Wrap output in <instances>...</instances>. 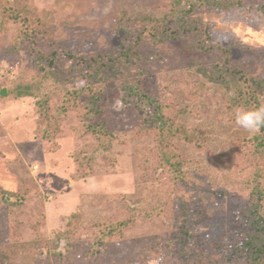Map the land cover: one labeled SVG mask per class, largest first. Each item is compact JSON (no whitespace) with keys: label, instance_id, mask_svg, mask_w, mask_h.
Returning a JSON list of instances; mask_svg holds the SVG:
<instances>
[{"label":"rangeland","instance_id":"obj_1","mask_svg":"<svg viewBox=\"0 0 264 264\" xmlns=\"http://www.w3.org/2000/svg\"><path fill=\"white\" fill-rule=\"evenodd\" d=\"M243 2L249 10L192 13L208 24L217 45L199 54L188 52L196 41L189 35L158 45L145 39L142 14L162 17L168 0H0V264H132L147 242L162 238L171 247L146 264H243L229 262L228 249L255 232L246 216L264 182V146H256L259 139L264 143V131L236 125L227 111L230 92L193 66L221 63L228 48L233 64L264 76V12L257 7L264 0ZM128 33L141 36V91L171 104L167 114L175 125L197 131L196 139L169 141L202 194L191 207L195 223L187 240L178 230L179 215L166 212L177 180L161 160L158 130L143 131L149 117L143 105L122 101L130 73L95 82L97 107L87 118V91L57 115L86 84L80 59L115 55ZM258 101L264 105V88ZM39 103L53 131L43 138ZM83 123L111 133L109 148L94 149L96 136L81 133ZM116 221L126 227L120 230ZM183 241L187 262L178 249ZM258 260L249 264H262Z\"/></svg>","mask_w":264,"mask_h":264},{"label":"trees","instance_id":"obj_2","mask_svg":"<svg viewBox=\"0 0 264 264\" xmlns=\"http://www.w3.org/2000/svg\"><path fill=\"white\" fill-rule=\"evenodd\" d=\"M170 2L169 10H166L162 17L158 16L157 13L144 12L143 15V32L147 37L149 42L158 45L167 40H175L182 35H189L196 41L190 47V53L205 54L208 51L217 48L216 43H213L212 36L209 31L208 24L203 23L199 19L190 18L192 13L195 11H200L201 9L218 10L220 12H226L229 9H239L243 8L249 10V6L245 5L243 0H168ZM182 5L181 7H178ZM264 12V3L257 6ZM173 18L175 23L169 25L164 24L165 20ZM141 42V36L139 34L128 35L124 38L122 47L120 51L113 56H107L104 59V55L88 56L87 58H81V63H85L84 73H82L83 78H85L86 84L81 87L78 91L71 93V98L61 105L58 111V116L61 113H65L70 107L75 106L78 103V99L83 94L84 91L88 92L85 104V115H89L91 109L97 107V95L95 94L96 89L95 82H101L109 77L120 79L119 76L125 77L129 74L131 77L126 80L125 85H123L124 95L122 96V101L124 103H134L137 106L141 104L144 110L149 114V117L144 119V124H142L143 131L152 132L154 129L158 130L160 136V147L165 148L162 150L161 160L164 166L171 168V172L174 173L176 177V185L172 188L171 196L167 199V211H175L179 215L178 230L180 231L181 237L184 240L191 237L189 229L191 228V223H195L191 219V209L192 204L197 197H202L201 192H199L196 182L190 179L189 176L184 174L181 170L179 161L174 157V152L171 149L169 141L174 136L183 137L184 139L190 137L192 139L196 136L197 131L192 130L187 132L179 124L175 125L173 116H169L167 109H171V104L161 103L155 99H150L145 95L138 83V77L136 72V67L139 66L141 62V57L138 54L139 43ZM230 49H223L225 58L221 63L216 61L210 67H204L203 62H194V71L207 76L211 81H215L222 85L230 92L228 108L229 114L234 112L237 107L243 108H255L259 107L258 95L261 93L262 88H264V76L263 77H253L249 71L246 69L243 63L233 64L229 58ZM48 59V58H46ZM55 59H48L47 65H54ZM43 62L40 70H46ZM127 66L128 71L122 69V66ZM112 68V69H110ZM22 95L30 96V93L24 92ZM142 102V103H141ZM152 111H150V110ZM38 110L40 115L45 119L46 127L41 131V137H45V133H52V129L47 124L49 119V113L44 103H39ZM157 111V112H155ZM80 128L81 133L91 131L96 136L95 145L93 148L100 146L101 148H109L110 141L112 140L111 133L107 130L105 131L103 126H91L89 123H83ZM49 127V128H48ZM260 131H264V126H261ZM43 138V137H42ZM256 143V146H264V143L260 141ZM261 144V145H260ZM174 154V155H173ZM74 159L82 163V157L78 154H74ZM87 162V161H86ZM88 172L87 169L84 173ZM179 185V186H178ZM198 185V184H197ZM258 186V185H255ZM257 188V187H256ZM258 194V198L255 199L249 209L248 215L246 216L247 223L252 224L254 229V234H249L246 239H244L240 244L232 245L229 250L231 255L227 256V260L231 263L241 261L243 264H249L253 258L259 259L262 264H264V182L258 190L255 189ZM262 201L263 205L258 202ZM125 221L115 222L116 227L120 230L124 227ZM109 227L106 231V235H111L115 232V227ZM104 237V232H103ZM158 240V241H157ZM147 242L142 251L138 254L135 261L132 264H146L148 260L153 257H157L163 252H165L166 245H169L170 241L165 239H157ZM102 241V239H101ZM169 243V244H168ZM171 247V244L169 245ZM176 246V245H175ZM180 254L184 257V262L188 261L190 254L186 243L179 245ZM232 251V252H231ZM233 254V255H232ZM230 264V263H229Z\"/></svg>","mask_w":264,"mask_h":264},{"label":"clouds","instance_id":"obj_3","mask_svg":"<svg viewBox=\"0 0 264 264\" xmlns=\"http://www.w3.org/2000/svg\"><path fill=\"white\" fill-rule=\"evenodd\" d=\"M234 122L240 128L250 132H258L264 126V105L255 108L237 107L233 112Z\"/></svg>","mask_w":264,"mask_h":264},{"label":"water","instance_id":"obj_4","mask_svg":"<svg viewBox=\"0 0 264 264\" xmlns=\"http://www.w3.org/2000/svg\"><path fill=\"white\" fill-rule=\"evenodd\" d=\"M4 92H5V91H4V90H2V91H1V94L3 95V94H4Z\"/></svg>","mask_w":264,"mask_h":264}]
</instances>
